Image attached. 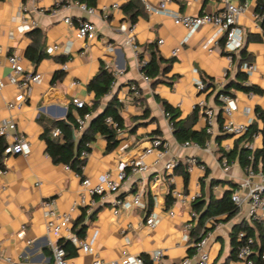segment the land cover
Wrapping results in <instances>:
<instances>
[{"label": "crops", "instance_id": "1", "mask_svg": "<svg viewBox=\"0 0 264 264\" xmlns=\"http://www.w3.org/2000/svg\"><path fill=\"white\" fill-rule=\"evenodd\" d=\"M127 1L96 0L95 14L88 15L73 0H0V79L5 81L0 90V121L9 119L15 124V132L8 139H2L7 147L16 136L22 135L30 148L26 156L3 152V167L0 168L4 170L0 173V264H49L52 261L50 242L68 241L65 233L60 238L47 234L42 205L45 201L54 203L57 214L70 215L71 233L76 235L73 229L84 226L83 231L76 236L87 243L91 251L84 252L69 241L76 248L73 254L66 256L69 264H93L96 260L104 264H118L124 255L140 258L145 256L153 264H176L185 256L194 254L188 255V250L194 248L196 241L190 236L191 229L187 232L188 240H183L186 234L184 225L190 223L193 227L199 216L193 214L192 202H175L170 194L171 190L199 193L205 200L210 194L214 198H220L228 190L232 193L247 178L236 158L228 160L225 157L228 161L227 168L220 165L218 149L232 150L239 136L216 132L207 140L208 150L203 147L182 148L181 143L174 138L156 97L177 108L180 118L189 115L196 108V102L203 99L215 110L217 117L221 106L215 102L217 91L228 82L236 81L237 71L243 72V62H250L254 64L255 71L246 79L250 85L258 87L260 93L231 89L229 96L235 99L238 106L231 119L234 123L243 124L248 117H254L253 122L261 129L262 123L256 117L255 109L264 110V30L260 26L259 17L254 14L255 0H228L229 3L244 5L237 22L243 32L242 48H245L249 58L241 63L239 52L233 54L234 59L228 58L223 48L224 38L215 27L204 25L189 34L185 27L175 25L169 16L150 14L146 10V4L155 6L158 0H140L144 9L134 24L140 53L146 59V46L155 44L158 54L164 60H174L165 76L166 79L175 76L171 85L167 82L168 79L152 85L150 80L142 76L138 58L126 43L125 35L119 31L122 23L130 24L121 9ZM55 2H60V7L52 14ZM21 4L28 6L27 19H34L37 23L36 27L26 32L18 30L22 24L19 15ZM114 4L118 7H113ZM222 6L223 0H170L166 4L168 10L179 14L213 13ZM65 17L72 19V25L64 22ZM80 19H87L95 24L96 35L93 39L83 41L75 37L77 20ZM159 40L163 42L159 44ZM34 44L38 46L39 52L45 53L38 63L26 57L27 49ZM53 46H57V49L49 52ZM208 47L212 50L209 51ZM174 48H177L176 56L171 55ZM9 53L20 57L25 72H38L42 75L40 82L31 85L27 99L14 108H7L8 102L18 94L17 87L6 82L11 72L6 58ZM56 57L65 60L60 62L54 59ZM63 65L66 67L63 68ZM102 65L112 76L113 72L122 73L113 76L111 89L102 98L95 113L102 111L111 96H116L121 103L120 114L124 128L118 132V142L111 151H106V141L101 136L97 135L89 143L90 151L83 157L85 163L80 176L67 166L51 161L45 152V142L41 137L43 128L38 119H65L68 107L73 106V99L82 100L90 106L94 95L88 91L87 84L98 74ZM56 72H62V76L52 83ZM196 79L203 83L210 82L212 87L206 92H199L195 88ZM130 85L139 89V96L133 95L129 90ZM246 108L250 110L248 115L244 112ZM146 111L147 115L144 116ZM72 114L78 117L75 107ZM193 128H205L202 115ZM215 129L218 130V124ZM156 130L159 131L158 135L153 134ZM80 134L76 129V139ZM154 136H160L168 143L169 152L158 161L154 154L143 158L148 167L141 181L144 207L122 209L116 214L112 211L110 201L113 197L124 196L139 189L134 178L124 181L115 194L103 199L95 197L93 207L77 204L82 177L89 178L91 183H97L105 172L114 175L121 164L138 158ZM261 143V135L258 133L250 145L255 149L260 148ZM170 156L182 161L188 156H195L205 170L200 172L195 168L188 174L180 164L171 174H167L163 163ZM261 164L258 163L257 171L262 170ZM184 172L188 176L186 182ZM250 179L252 183L259 181L257 176ZM212 180L218 183L211 185ZM233 185L236 187L233 188ZM168 195L170 204L167 206ZM148 197L152 202L149 212ZM149 214L158 219L154 228L144 224ZM216 223L220 226L215 227ZM237 224L252 228L258 242L257 222L247 218L246 204L238 208L231 217L220 215L214 220H207L205 236L209 264H241L231 257L230 234ZM159 249L163 250V257L159 263H154L150 254Z\"/></svg>", "mask_w": 264, "mask_h": 264}, {"label": "built area", "instance_id": "2", "mask_svg": "<svg viewBox=\"0 0 264 264\" xmlns=\"http://www.w3.org/2000/svg\"><path fill=\"white\" fill-rule=\"evenodd\" d=\"M170 0H158L157 5L151 6L146 4V10L150 14H160L169 16L173 23L178 26L185 27L189 34L194 32L201 26L211 25L215 27L218 33L222 34L224 38L223 48L227 53L228 58H232L231 55L236 54L243 46V32L238 25V18L244 10L243 4L229 3L228 0H223L222 8L213 13H203V14H179L177 12L170 11L166 8V4ZM78 8L85 12L88 15H94V7L87 6L85 3L76 2ZM60 7V2H55L54 9L51 10V13L54 14L57 9ZM115 8L118 7L117 4H114ZM28 6L27 4H21L19 15L22 21V24L19 25L18 30L20 32H26L34 27L37 23L34 19H27ZM78 26L76 28L75 37L79 40L87 41L91 40L96 35V26L95 24L87 19L77 20ZM64 22L72 25V19L69 17L64 18ZM119 31L125 35L126 43L131 48L133 55L138 58L140 54V48L137 44L135 37V28L134 24L122 23L119 26ZM163 40H159L158 43L161 44ZM57 49V46H53L49 49V52ZM111 50V48H109ZM208 50L211 51V47H208ZM172 56L177 55V48H174L171 51ZM7 63L11 68V72L8 74L6 82L13 84L18 89L17 96L7 104V108L19 107L23 103L28 95L30 94V88L32 84L40 82L42 75L38 72H25L20 63V57L16 54L9 53L7 55ZM145 58L138 60L139 66L145 63ZM66 66L63 65V68ZM246 77L252 75L255 71L254 64L250 62H243L241 66ZM121 71L113 72V76L121 74ZM142 76L143 73L141 72ZM146 80H149L144 76ZM244 86H249L247 79L242 83ZM5 81L0 79V90L4 87ZM195 88L197 91L201 92L204 88V83L200 79L195 80ZM129 90L133 93L134 96H139L140 91L135 85H130ZM221 101V114L223 117L221 126L218 125V130L216 131L215 126L217 125L215 110L207 105L203 99H199L195 107L200 111L202 118L205 123V132L211 138L216 132L222 134H228L231 136H241L243 135L248 126L253 123L254 117H248L246 123L237 124L232 121V115L238 110V106L234 98L229 95L222 94L219 96ZM72 104L74 107L81 108L86 105L85 102L79 99H73ZM245 114L248 115L250 110L246 108L244 110ZM90 117V114H86L83 117H77L78 123V132H81L87 124V120ZM105 121L108 124H112L116 127L115 123H112L110 117H107ZM170 130H172L170 126ZM12 132H15V124L9 119H2L0 121V137L8 139ZM51 136L54 138H59L61 136V130L56 127L52 130ZM256 134L254 135V137ZM208 142L204 146H200L195 142H183L180 144L182 148H200L203 147L208 150ZM249 148L253 149L251 145ZM30 152L29 144L22 135H18L14 138L10 144L5 148V154H22L24 156L28 155ZM168 143L163 140L160 136H154L149 140V145L144 148L142 154L136 159H130L129 161L121 164L114 175L109 172H105L101 177L100 181L97 183H91L90 179L87 177H82L81 181V191L80 196L77 200V204L83 207H93L96 203L95 197L105 198L108 195L117 193L120 190L121 184L126 181L134 178L133 180L138 184L139 189L135 192L128 193L124 196L113 197L110 201L112 211L114 214L119 212L122 209H132L133 207H144L143 203V191H142V177L148 171V167L143 161V158L147 155L154 154L157 158V161L163 158L168 154ZM80 156L86 157L87 152L82 151ZM182 164L185 171L190 174L196 168L200 172H204L205 167L201 164L198 158L195 156H188L183 161L175 156H170L163 163L164 172L171 174L172 171ZM220 165L223 168H227L228 161L223 157L220 161ZM4 170L0 169V173H3ZM247 178L231 193V201L234 203L236 208H240L243 204L247 205V218L250 220L256 221L262 227L264 231V171L259 170L253 172L251 169H248ZM253 176H257L259 181L257 183H252L251 179ZM244 189L246 192L244 193ZM171 196L175 202H182L188 200L190 202L195 201L199 198V193H184L180 192L177 189H172L170 192ZM44 206V216L46 218L45 228L46 232L49 235H53L56 238H60L65 233V238L70 241L74 246L79 247L84 252L91 251V247L79 240L77 236L70 232L69 229V214H57L54 209V203L52 201L42 202ZM172 214V212H169ZM158 222V219L153 214H149L144 224L149 228H154ZM215 227H219L220 224L216 223ZM192 225L187 223L184 225V231L186 234L183 236V240L187 241V232L191 229ZM238 238L241 241L240 245L237 248L236 260L241 264H255L254 261L250 258L251 253L253 252L252 246L254 243V238L248 235L244 231H239L237 234ZM207 237L204 236L200 240L196 241L193 244L194 254L191 256H185L176 264H209L210 256L206 250ZM50 251L52 256V261L49 264H69L66 258V252L59 244L58 241L50 242ZM151 260L154 263H159L163 257V250L159 249L150 254ZM260 259L264 263V250L260 254ZM93 264H104L100 260H96ZM118 264H143V261L140 257L124 255L118 261Z\"/></svg>", "mask_w": 264, "mask_h": 264}, {"label": "trees", "instance_id": "3", "mask_svg": "<svg viewBox=\"0 0 264 264\" xmlns=\"http://www.w3.org/2000/svg\"><path fill=\"white\" fill-rule=\"evenodd\" d=\"M79 3H85L87 6L94 7L96 0H73ZM243 1V0H242ZM121 9L129 21L130 24H135L138 16L143 13V5L140 0H128L125 4L121 6ZM254 14L260 19V26L264 30V0H255ZM148 56L145 63L141 65L140 71L143 75L150 80L152 85L157 83L167 81L169 85L172 84L175 76L165 78L169 71V67L174 61L172 58L164 60L157 52L155 44H148L146 46ZM45 53L43 51L39 52L38 46L34 44L30 46L26 51V57L34 62L38 63ZM234 59V56L231 55ZM144 58L143 53H140L138 60ZM249 55L247 54L245 48L239 51V63L247 61ZM60 62H64L65 58L56 57L54 58ZM62 72H56L52 83L57 79H60ZM236 81H230L223 86L222 89L217 91L215 96V102L218 106L221 105L219 96L222 94L231 95L230 90L236 89L245 93L259 94L260 89L254 85L244 86L242 82L246 80V75L238 70L236 74ZM113 76L108 72L104 65L100 67V70L96 76H94L87 84L88 91L92 92L94 95L92 104L90 106L85 105L81 108L75 107V111L78 117H83L86 114H90V120L88 124L81 131L80 137L76 139L75 131L78 128L77 117L72 114L73 106L68 107V112L65 119L46 121L43 118H39L38 122L43 128L41 134L42 139L45 142V152L50 157L54 164H62L67 166L70 170L81 176L82 167L85 163V158L80 157L82 151L89 152V143L95 140L96 136H101L106 141V151H111L116 146L117 134L120 130L124 128L123 118L120 114L121 103L118 101L116 96H111L105 103L103 109L99 113H95L97 107L99 106L102 98L109 93L112 83ZM212 83L204 82V88L201 92H206ZM156 100L161 104L164 113L168 119V122L172 128V133L177 142H195L200 146H204L207 140H209V135L206 134L205 128L196 130L194 125L196 124L198 118L201 116L200 111L194 108L193 111L184 118H180V111L171 106L166 101L156 97ZM256 117L261 121L262 127L258 129L256 123H252L248 126L246 132L239 136L235 141L232 150L224 151L221 148L218 149L219 159L226 157L228 160L237 159L240 168L247 172L251 169L253 172H257L258 163L261 162V169L264 171V110L260 108L255 109ZM147 115V111L144 116ZM110 117L112 123L116 124L114 127L112 124H108L105 119ZM223 117L221 110L218 112L216 117V122L221 126ZM58 127L61 130L60 138H54L51 136V132L54 128ZM260 133L262 143L260 148L251 149L249 145L255 134ZM153 134L158 135L159 131L156 130ZM220 139V137H217ZM6 144L0 137V168H2V158L3 152L5 151ZM184 181H187V173H183ZM218 183L215 180L211 181V185ZM233 188L236 185L232 186ZM170 204V196H166V205ZM152 206L150 197H148L147 211L149 212ZM192 212L194 215L199 216L197 222L190 230V236L193 240L198 241L204 237L207 233L205 230V222L210 219H215L220 215H225L226 217H231L235 214L237 208L231 201V190L226 191L220 198H214L211 194L207 200L203 198L202 195L198 199L191 203ZM214 222V221H213ZM84 226H80L79 229L74 230L78 236L79 232L83 231ZM257 234L258 242L255 240V233L252 228L246 226L245 224H237L233 227L231 231V245H232V258L236 259L237 248L241 241L237 234L239 231H244L248 235L254 238V243L252 246L253 252L250 258L255 264H264L260 259V254L264 250V231L260 224L257 223ZM59 244L66 252V256H70L76 250V248L70 244L69 241H59ZM69 246H72L71 248ZM194 252V248L188 250V255ZM144 264H153L151 261L147 260L145 256L141 257Z\"/></svg>", "mask_w": 264, "mask_h": 264}]
</instances>
